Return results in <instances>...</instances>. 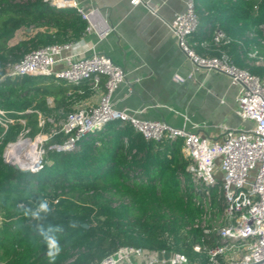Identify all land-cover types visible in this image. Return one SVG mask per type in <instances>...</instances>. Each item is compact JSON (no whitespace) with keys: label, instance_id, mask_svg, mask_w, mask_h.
I'll return each instance as SVG.
<instances>
[{"label":"trees","instance_id":"16d2710c","mask_svg":"<svg viewBox=\"0 0 264 264\" xmlns=\"http://www.w3.org/2000/svg\"><path fill=\"white\" fill-rule=\"evenodd\" d=\"M192 2L197 28L188 43L194 52L218 56L210 40L220 30L229 40L220 46L229 61L264 80V67L248 64L252 50H264V0ZM85 24L75 9H55L49 0H0V264H98L121 247L175 252L207 264L193 246L220 220L222 206L216 188L209 190L208 205L187 185L189 161L180 140H145L115 121L81 137L71 151L48 149L67 139L51 135L41 144L42 166L35 172L4 162L8 144L25 131L33 138L43 129L58 130L94 93L86 83L79 88L46 76L5 77L8 64L39 48L79 41ZM17 32L23 38L9 44ZM61 197L79 209L60 213ZM209 236L206 247L214 244Z\"/></svg>","mask_w":264,"mask_h":264},{"label":"built area","instance_id":"2783aa9c","mask_svg":"<svg viewBox=\"0 0 264 264\" xmlns=\"http://www.w3.org/2000/svg\"><path fill=\"white\" fill-rule=\"evenodd\" d=\"M49 1L55 9L77 11L86 23L83 36L94 34L102 40L112 31L105 21L99 19L96 11H85L77 0ZM148 2L149 0H129L133 7H148ZM168 26L177 47L196 69L221 73L228 78L231 86L237 88L234 113L245 124L244 128L230 129L221 124L218 126L221 137L213 141L198 133L172 128L163 121L140 120L126 110H116L110 98L125 79L122 69L110 57L95 52L92 47L76 50L75 43L78 41L47 46L24 54L18 62L6 68L4 76H46L79 88L86 83L93 94L99 87L103 88L95 102L81 101L66 116L58 130L50 131L48 138L57 133L67 136L64 142L48 147L56 152L74 150L81 137L115 121L127 124L145 140H180L181 153L189 161L185 171L193 189L209 205V190L216 188L222 206L220 222H214L215 225L210 230H203L201 244L194 245L193 252L204 253L207 264H264V80L247 70L237 68L229 61L220 50V46L227 44L229 40L220 30H214L210 40L219 52L218 56L201 57L194 52L188 43L189 37L197 28L192 0H185L184 10L174 14ZM199 46L206 48L207 42L202 41ZM260 56L256 49L248 54L250 61L256 65ZM77 93L80 94L81 91L77 90ZM47 104L51 106V99H47ZM2 114L0 111V115ZM39 125L42 127V120ZM48 138H44V142ZM8 145L10 147L12 143ZM43 154V148L39 149L36 160L28 171L35 172L41 168ZM3 157L4 160H9L4 155ZM251 172H255V177L250 176ZM195 204L200 205L198 201ZM207 217L204 214L202 222ZM209 235L214 236V244L206 247L204 241ZM98 264L193 263L183 255L164 250L121 247Z\"/></svg>","mask_w":264,"mask_h":264},{"label":"crops","instance_id":"0c3cea01","mask_svg":"<svg viewBox=\"0 0 264 264\" xmlns=\"http://www.w3.org/2000/svg\"><path fill=\"white\" fill-rule=\"evenodd\" d=\"M77 3L85 11H96L112 28L102 40L84 35L75 47H92L122 69L125 79L111 95L113 108L213 141L221 137V124L236 130L245 127L234 113L237 88L221 73L196 69L177 47L168 25L184 10L185 0H149V8L133 7L129 0ZM102 89L86 101L95 102Z\"/></svg>","mask_w":264,"mask_h":264},{"label":"rangeland","instance_id":"374dc122","mask_svg":"<svg viewBox=\"0 0 264 264\" xmlns=\"http://www.w3.org/2000/svg\"><path fill=\"white\" fill-rule=\"evenodd\" d=\"M23 33L22 32H17L16 34H15V36L9 41V44H11L10 42H15V41H18V40H20V39H22L23 38ZM261 59L260 60H258V64L256 65L253 61H250V62H248V64H249V66H259V67H264V50H262V54H261ZM8 66H9V64H8ZM7 66V67H8ZM21 123H24V121H21ZM51 128V127H50ZM51 130H55V129H53V128H51L50 129V131ZM48 134L49 133H47L46 132V130H42L41 132H39L37 135H35L33 138H29V136L26 134V131L22 134V135H20L19 137H18V139L15 141V142H13L12 144H17V143H23L24 145H25V147H23V149H21L19 152H21L22 154H19V161H23V153H25V151L26 152H28L29 151V147L32 149V151H34V153L36 154L37 152H38V150L39 149H41L42 147H41V144L42 143H45L44 142V138H48ZM9 146V145H8ZM6 147L5 148V151H4V156L8 159L9 158V160L10 161H12L14 164H17L21 169H28L29 167H31L29 164L28 165H20L19 163H17V161H13V159L9 156V155H7L8 153L6 152L8 149H9V147ZM9 156V157H8ZM250 176L251 177H255V172H251L250 173ZM185 181H186V183H187V185H189L191 188H193V184L191 183V181H190V179L187 177V178H185ZM56 209L60 212V213H62V214H64V215H66V214H70V213H72V212H74L75 210H78L79 208H71L69 205H68V203H66V200L64 199V198H58V200H57V202H56ZM220 222V220H218V221H216L215 223L216 224H218ZM168 253H172V254H174L175 252H168ZM175 254H177V253H175ZM183 256H185V255H183ZM186 257V256H185ZM189 261H190V263L192 262L191 261V258L190 257H186Z\"/></svg>","mask_w":264,"mask_h":264},{"label":"bare ground","instance_id":"6f19581e","mask_svg":"<svg viewBox=\"0 0 264 264\" xmlns=\"http://www.w3.org/2000/svg\"><path fill=\"white\" fill-rule=\"evenodd\" d=\"M23 147H25V145L23 143H17V144H12L10 145L9 149L6 151L12 159L13 161H17V163H19L20 165H30L32 166L33 163L36 160V154L34 153V151H32V149L29 147V151L25 153H23L24 157H23V161H19V154H22L21 152H19L21 149H23ZM8 156V157H9Z\"/></svg>","mask_w":264,"mask_h":264},{"label":"water","instance_id":"95a60500","mask_svg":"<svg viewBox=\"0 0 264 264\" xmlns=\"http://www.w3.org/2000/svg\"><path fill=\"white\" fill-rule=\"evenodd\" d=\"M4 162L10 166H12L14 169H17V170H22V171H28L27 169H21L17 164H14L12 161L10 160H4ZM82 227L86 228L87 226L86 225H82Z\"/></svg>","mask_w":264,"mask_h":264},{"label":"clouds","instance_id":"9594fccd","mask_svg":"<svg viewBox=\"0 0 264 264\" xmlns=\"http://www.w3.org/2000/svg\"><path fill=\"white\" fill-rule=\"evenodd\" d=\"M46 207V205H42V208ZM51 256V253L49 254Z\"/></svg>","mask_w":264,"mask_h":264}]
</instances>
